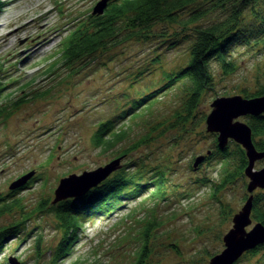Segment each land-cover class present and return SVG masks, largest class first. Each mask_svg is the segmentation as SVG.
Instances as JSON below:
<instances>
[{"label":"rangeland","instance_id":"obj_1","mask_svg":"<svg viewBox=\"0 0 264 264\" xmlns=\"http://www.w3.org/2000/svg\"><path fill=\"white\" fill-rule=\"evenodd\" d=\"M98 1L1 0L0 106L6 116L0 117V197L20 199V205L0 218V229L18 224V234L0 251V264L10 258L20 264H138L145 246L141 264H207L225 249L224 237L250 193L234 154L238 144L229 142L225 156L206 119L215 99L246 97L264 87V46L240 39L232 51L236 70L229 74L213 60V85L190 113L191 81H169L189 65L195 26L222 21L228 13L213 11L189 27L161 22L149 39L64 63V41L93 15ZM255 20L248 11L242 30ZM105 122L124 134L110 150L93 142ZM131 147L109 178L123 169L145 188L125 195L112 213L87 218L71 243L73 252L56 261L67 233L56 214L67 200L52 203L60 180L104 166ZM209 151L215 155L194 169L195 158ZM262 167L264 160L257 161L255 169ZM32 170L23 190H10ZM235 264H264V247Z\"/></svg>","mask_w":264,"mask_h":264},{"label":"trees","instance_id":"obj_2","mask_svg":"<svg viewBox=\"0 0 264 264\" xmlns=\"http://www.w3.org/2000/svg\"><path fill=\"white\" fill-rule=\"evenodd\" d=\"M2 5L3 2L0 0V10ZM187 9H190L188 14L182 18L180 13ZM216 10L227 12V17L211 25L195 26L196 42L192 48L189 65L179 74L171 77L169 81V85L181 80L191 81V93L188 100V111L191 113L198 105L203 93L211 89L213 85L214 78L211 72L213 60L222 66L225 74H229L236 70L232 51L240 39L244 44L257 42L264 46V0H112L104 14L89 15L71 32L63 43L61 60L69 65L98 50L117 47L133 39H149L153 32L152 29L161 22L180 23L185 27L196 25ZM248 11L257 20L254 21L255 24L253 22V28L244 31L241 27L244 25L245 15ZM163 90L150 94L143 102L150 100ZM260 96H264V87L253 95H246L245 98ZM4 115L6 116V110L0 106V117ZM246 120L253 130L257 149L264 150V140L262 139L264 137V114L259 117H247ZM123 135L121 132H114L112 122H105L94 135L93 142L98 148L110 150L123 138ZM257 137H261L259 142L256 141ZM236 147L237 151L234 154L238 155L240 169L244 172L247 158L243 148L240 145H236ZM133 148L121 152L117 157L122 155L126 157L131 151L130 149ZM222 153L225 156L230 155L227 150ZM213 154L215 155V153ZM127 176L128 174L126 175L122 169L113 179H107L83 197L67 200L57 208V217L63 223L67 233L56 252V261L73 252V248L70 249L71 243H75L78 239V230L84 221L88 220L87 218L92 215H108L123 206L121 200L125 199V195L132 197L142 192L145 188L143 184H138L137 178H134L133 174ZM24 188L25 186L19 190ZM263 201L264 189L257 196L254 194L252 211L254 222L264 225ZM19 203L20 199L0 197V218L19 207ZM17 232L18 224L0 229V251L7 238L17 235ZM262 247L264 244L247 253H255ZM146 248L147 246L141 252L138 264H141L146 258Z\"/></svg>","mask_w":264,"mask_h":264},{"label":"water","instance_id":"obj_3","mask_svg":"<svg viewBox=\"0 0 264 264\" xmlns=\"http://www.w3.org/2000/svg\"><path fill=\"white\" fill-rule=\"evenodd\" d=\"M112 0H99L93 8V15L104 14L109 2ZM213 110L208 115L207 131L218 134V146L224 150L231 140L240 144L248 157V166L245 169L246 176L250 179L248 192L250 193L242 210L233 218V228L224 237L225 249L213 256L207 264H235L247 251L253 250L264 244V225L255 223L252 230L247 228L253 224L252 211L254 206V192L264 189V167L256 170V162L264 159V151L256 148L253 140V130L247 122L240 118L247 116L258 117L264 113V96L245 98L241 95L231 97H219L211 104ZM210 154V152H209ZM125 155L114 158L104 166L95 170L84 171L82 174H71L60 180L55 190L53 204L68 199L81 198L93 188L98 187L112 173L123 167ZM205 160L204 155L195 159L194 168H198ZM35 175L32 170L11 185L10 190H16L24 186ZM250 221V224L240 227L242 220ZM10 264H20L16 258L9 259Z\"/></svg>","mask_w":264,"mask_h":264},{"label":"snow or ice","instance_id":"obj_4","mask_svg":"<svg viewBox=\"0 0 264 264\" xmlns=\"http://www.w3.org/2000/svg\"><path fill=\"white\" fill-rule=\"evenodd\" d=\"M248 224H250V221L244 219V220L241 221L240 227L243 228L245 225H248ZM249 230H251V229H249Z\"/></svg>","mask_w":264,"mask_h":264},{"label":"bare ground","instance_id":"obj_5","mask_svg":"<svg viewBox=\"0 0 264 264\" xmlns=\"http://www.w3.org/2000/svg\"><path fill=\"white\" fill-rule=\"evenodd\" d=\"M7 34V33H6ZM12 35V33H8L7 34V36H11ZM5 42H7L8 41V37L6 38V37H4V39H3ZM213 110V109H212ZM212 112V111H211ZM208 117V116H207ZM94 189V188H93ZM76 199H78V198H76ZM70 200V199H69ZM253 223L255 224L256 222H254L253 221Z\"/></svg>","mask_w":264,"mask_h":264}]
</instances>
